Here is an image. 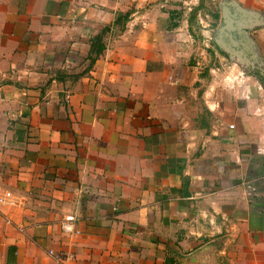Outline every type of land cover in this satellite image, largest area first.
Here are the masks:
<instances>
[{"label":"crops","instance_id":"0c3cea01","mask_svg":"<svg viewBox=\"0 0 264 264\" xmlns=\"http://www.w3.org/2000/svg\"><path fill=\"white\" fill-rule=\"evenodd\" d=\"M227 1L264 63V0ZM171 8L0 0V264H264V98Z\"/></svg>","mask_w":264,"mask_h":264},{"label":"rangeland","instance_id":"374dc122","mask_svg":"<svg viewBox=\"0 0 264 264\" xmlns=\"http://www.w3.org/2000/svg\"><path fill=\"white\" fill-rule=\"evenodd\" d=\"M227 2V0H162L163 4L172 7L171 23L183 25L180 33L185 34L184 43L188 45L191 53L189 54L190 58L192 57L191 66L200 68L207 75L212 73L210 77L221 86L237 85L241 89L246 86L252 87L253 98L257 97L260 100L264 98V87L259 88V85L264 86V63L259 58L250 36L242 30L234 34L236 42L247 45L243 50L230 45L225 35L219 32L223 25L218 17L222 9L228 7ZM239 15L236 20L238 29L256 25L261 20L253 14L240 12ZM250 75L258 81L249 79L246 82L244 79Z\"/></svg>","mask_w":264,"mask_h":264},{"label":"water","instance_id":"95a60500","mask_svg":"<svg viewBox=\"0 0 264 264\" xmlns=\"http://www.w3.org/2000/svg\"><path fill=\"white\" fill-rule=\"evenodd\" d=\"M233 18L234 16L231 15L228 11V8L225 7L222 11L223 27L220 28L219 32L220 34L223 33L226 39L229 41L230 45L234 47L236 45V42L233 40L232 36L229 34L230 30L232 29Z\"/></svg>","mask_w":264,"mask_h":264},{"label":"built area","instance_id":"2783aa9c","mask_svg":"<svg viewBox=\"0 0 264 264\" xmlns=\"http://www.w3.org/2000/svg\"><path fill=\"white\" fill-rule=\"evenodd\" d=\"M60 229L64 235L73 234L75 231L73 220L68 217H62L60 220ZM49 255L54 257L56 256L52 251H49Z\"/></svg>","mask_w":264,"mask_h":264}]
</instances>
